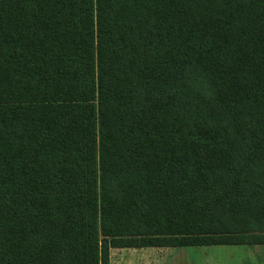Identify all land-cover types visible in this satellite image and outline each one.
<instances>
[{
  "label": "trees",
  "instance_id": "obj_1",
  "mask_svg": "<svg viewBox=\"0 0 264 264\" xmlns=\"http://www.w3.org/2000/svg\"><path fill=\"white\" fill-rule=\"evenodd\" d=\"M252 224L264 0H0V264L264 243Z\"/></svg>",
  "mask_w": 264,
  "mask_h": 264
},
{
  "label": "crops",
  "instance_id": "obj_2",
  "mask_svg": "<svg viewBox=\"0 0 264 264\" xmlns=\"http://www.w3.org/2000/svg\"><path fill=\"white\" fill-rule=\"evenodd\" d=\"M215 246L231 249L190 251L185 247H111L108 258L109 264H264V243Z\"/></svg>",
  "mask_w": 264,
  "mask_h": 264
},
{
  "label": "rangeland",
  "instance_id": "obj_3",
  "mask_svg": "<svg viewBox=\"0 0 264 264\" xmlns=\"http://www.w3.org/2000/svg\"><path fill=\"white\" fill-rule=\"evenodd\" d=\"M259 225L256 224H252L250 227L251 229V234L252 233H258V232H264V229H261L259 227H257ZM263 230V231H262ZM264 234V233H263ZM187 250L190 251H214V250H221V248H224L222 250H229V248L231 249V247H220V246H192V247H185Z\"/></svg>",
  "mask_w": 264,
  "mask_h": 264
}]
</instances>
